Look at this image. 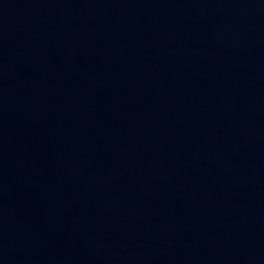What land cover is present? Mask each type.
Instances as JSON below:
<instances>
[{
  "label": "water",
  "instance_id": "water-1",
  "mask_svg": "<svg viewBox=\"0 0 264 264\" xmlns=\"http://www.w3.org/2000/svg\"><path fill=\"white\" fill-rule=\"evenodd\" d=\"M0 264H264V0H0Z\"/></svg>",
  "mask_w": 264,
  "mask_h": 264
}]
</instances>
